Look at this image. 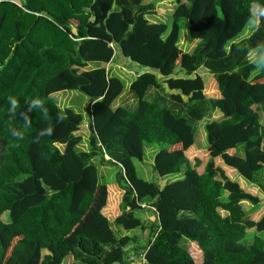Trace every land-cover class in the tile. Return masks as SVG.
Masks as SVG:
<instances>
[{
    "label": "trees",
    "instance_id": "1",
    "mask_svg": "<svg viewBox=\"0 0 264 264\" xmlns=\"http://www.w3.org/2000/svg\"><path fill=\"white\" fill-rule=\"evenodd\" d=\"M163 1L0 0V264H124L141 252L146 264H264V214L253 220L264 202V68L249 59L264 56V17L232 41L264 0H175L170 28L146 18ZM182 20L197 41L188 52ZM110 64L135 73L132 102L116 104L125 85ZM67 90L89 98L87 150L83 116L53 103ZM207 117L199 172L189 159ZM153 143L168 145L153 172L180 174L163 186L134 163ZM97 161L119 167L116 186L99 183ZM143 204L154 220L138 247L117 227L144 230Z\"/></svg>",
    "mask_w": 264,
    "mask_h": 264
},
{
    "label": "rangeland",
    "instance_id": "2",
    "mask_svg": "<svg viewBox=\"0 0 264 264\" xmlns=\"http://www.w3.org/2000/svg\"><path fill=\"white\" fill-rule=\"evenodd\" d=\"M155 0H143L144 3L154 2ZM175 0H165L163 2H159L156 4V8L153 14H146V18L150 22H163L168 25L170 28L171 24V13L176 5L174 2ZM256 7L253 8V13L256 14ZM185 20L181 21V30H180V40L178 42V50L188 52L191 50V47H193L197 41L190 42L188 31L185 28ZM255 30L254 27L247 24L243 31L235 37L232 41L237 42L239 40H242L249 35L252 34V32ZM186 50V51H185ZM251 61L256 63L257 67L258 65L264 63V56L260 54L259 52H254L250 55L249 58ZM104 64L97 63V62H91L88 64L89 69H94L98 67H102ZM112 66H106V69L111 71L113 75L118 76L123 82L124 85H127L128 82L131 81V74L127 73L126 71H120V70H112L110 68ZM259 69V67H258ZM199 74L203 78V81L206 86L209 85L210 80L212 79V76L207 72L205 69L199 70ZM213 84L212 82L210 83ZM206 93L210 94L207 88ZM52 100L55 106L59 109V111H63L65 108H69L74 110L76 113H80L83 116V123L81 125V129L78 132V135L82 138V143L80 144L79 148L83 150L88 149V136L89 131L86 127V125L89 122V117L86 113V106L89 103V98L85 96L84 94L76 91V90H67L63 92L56 93L52 95ZM208 117L204 118L202 121L197 123L196 127V140L194 144V148L200 151H195L193 155L190 157V163L193 167L197 169V171H201L203 169L204 162L206 160V147H207V141H206V132H205V124L208 122ZM264 125V121H263ZM202 141V143H201ZM155 148V147H154ZM161 148V147H160ZM145 155L141 161L135 160V167L137 170V174L143 178L146 181L149 182H158L161 185H165L167 182H171L177 178L180 177V174L178 175H169L164 178H159L155 172L152 170V161H153V153L149 151L148 144H145ZM155 149H158V146H156ZM107 159V157H106ZM97 170H98V176H99V183L101 184H108V186H116V175L119 172V167L113 164H99L98 161L95 163ZM233 180H238L242 185H246V181L241 179L235 172L233 175L231 173L227 172ZM119 198V196H118ZM224 198V197H223ZM263 209L257 212L254 215L253 220L258 221L260 216L264 214V202L262 203ZM244 210H249L250 206L249 204H244L243 206ZM135 215L141 219V221L144 223L145 228L142 230V228L132 229L129 231L123 230L121 227H117V231L119 232L118 235H125L130 237H136L137 240L135 241V246H144L146 244V237L148 235V226H150L153 223L154 220V214L147 208L135 211ZM6 216V215H5ZM4 216V218H6ZM264 239V232L259 234ZM253 242V233H249L246 235V237L242 240V243L244 244H251ZM190 254L193 257V259H196V255L194 254L193 250H190ZM197 261V259H196ZM70 259L66 260L65 264H69Z\"/></svg>",
    "mask_w": 264,
    "mask_h": 264
},
{
    "label": "clouds",
    "instance_id": "3",
    "mask_svg": "<svg viewBox=\"0 0 264 264\" xmlns=\"http://www.w3.org/2000/svg\"><path fill=\"white\" fill-rule=\"evenodd\" d=\"M258 15H253L250 17L248 24L254 28H259L260 24H261V18L264 17V8H260L258 9ZM258 50L262 53H264V47H259ZM259 68H264V63L258 65ZM9 104L11 105V108L9 109V112H15L16 109L19 107V103L18 100L14 97V96H9L8 98ZM44 105V101L40 98L34 99L32 101V107L30 108V110H32L33 108L39 107V106H43ZM48 110L46 107H44L43 109V115L47 116ZM25 125L26 126H30V121L29 120H25ZM49 131H51V127L49 128ZM108 159V158H107ZM143 208V207H141ZM144 208H147L144 207ZM143 208V209H144Z\"/></svg>",
    "mask_w": 264,
    "mask_h": 264
},
{
    "label": "crops",
    "instance_id": "4",
    "mask_svg": "<svg viewBox=\"0 0 264 264\" xmlns=\"http://www.w3.org/2000/svg\"><path fill=\"white\" fill-rule=\"evenodd\" d=\"M186 51V50H185ZM113 64H110V66H112ZM109 66V65H108ZM110 68H112V70H120V69H118L116 66H112V67H110ZM120 71H124V70H120ZM128 73V72H127ZM129 74H131V76H132V78H131V81L135 78V73H133V72H131V73H129ZM131 81L130 82H128L127 83V85H125V89H124V93L117 99V103L116 104H118V103H123V102H132V98H131V96L130 95H127V89H128V87H129V85H130V83H131ZM218 115H215V117H217ZM201 143H202V141H201ZM156 146H158V149H155L156 148ZM148 147H149V151L150 152H152L153 153V156L155 155V153L160 149V147H162V148H164V147H168V145H166V144H163V143H161L160 145H158V144H155V143H153V144H148ZM155 147V148H154ZM170 148V147H169ZM196 151H200V150H196ZM206 151V150H205ZM206 155H207V152H206ZM161 185V184H160ZM161 186H163V185H161Z\"/></svg>",
    "mask_w": 264,
    "mask_h": 264
},
{
    "label": "built area",
    "instance_id": "5",
    "mask_svg": "<svg viewBox=\"0 0 264 264\" xmlns=\"http://www.w3.org/2000/svg\"><path fill=\"white\" fill-rule=\"evenodd\" d=\"M141 207H146V205H141ZM124 264H146V260L144 257V253H139V254H128L127 260Z\"/></svg>",
    "mask_w": 264,
    "mask_h": 264
}]
</instances>
